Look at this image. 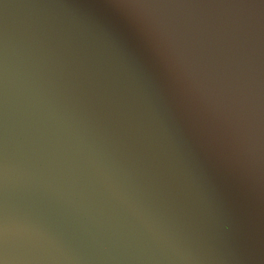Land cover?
<instances>
[{
	"label": "water",
	"instance_id": "95a60500",
	"mask_svg": "<svg viewBox=\"0 0 264 264\" xmlns=\"http://www.w3.org/2000/svg\"><path fill=\"white\" fill-rule=\"evenodd\" d=\"M0 264H264V0H0Z\"/></svg>",
	"mask_w": 264,
	"mask_h": 264
}]
</instances>
